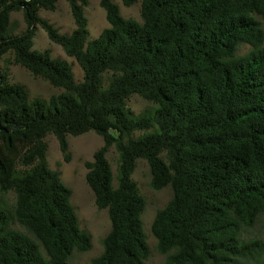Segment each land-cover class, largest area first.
<instances>
[{
	"label": "trees",
	"instance_id": "16d2710c",
	"mask_svg": "<svg viewBox=\"0 0 264 264\" xmlns=\"http://www.w3.org/2000/svg\"><path fill=\"white\" fill-rule=\"evenodd\" d=\"M65 1L69 34L39 16L57 0H0V60L9 54L6 65L62 89L30 99L0 67V264H72L90 248L44 142L52 134L68 162L67 137L89 131L103 145L84 163L85 181L110 221L92 264H146L138 159L153 190L173 193L151 226L163 264H264V243L243 238L264 220V0H141V22L100 0L109 27L91 40L87 0ZM37 27L74 59L82 81L65 60L32 49ZM241 44L250 50L239 56ZM132 95L151 107L133 115Z\"/></svg>",
	"mask_w": 264,
	"mask_h": 264
},
{
	"label": "rangeland",
	"instance_id": "374dc122",
	"mask_svg": "<svg viewBox=\"0 0 264 264\" xmlns=\"http://www.w3.org/2000/svg\"><path fill=\"white\" fill-rule=\"evenodd\" d=\"M119 7L120 14L125 19H133L141 22L140 1L137 0L131 6H124L121 0H112ZM100 0H87V6L84 8V14L87 19V28L89 40L96 38L102 30L109 27L105 18V12L100 7ZM39 16L53 24L60 33L69 34L74 29V22L70 13L69 6L65 0H57L54 11L41 10ZM11 20L17 26L16 32L25 28L22 14L13 13ZM264 29V24L262 25ZM33 50H48L52 58L65 60L70 64L72 74L76 82L82 81V71L74 59L65 55L63 50L52 43L46 33L37 27L33 38ZM250 47L241 44L238 47L237 55H245ZM12 60L11 55H5L0 60V67L7 75L9 83H17L25 87L30 99L40 98L48 99L52 95L62 92V89L55 88L47 81L34 77L28 70L20 65L10 62L6 65L5 60ZM127 107L133 115H139L151 107V104L137 95H132L127 100ZM140 133H136L135 137ZM69 161L65 162L59 149L57 140L52 134L44 137L47 149L45 159L51 170L60 174V179L71 191L70 203L75 210L78 224L81 230H84L90 237V248L83 252H74L70 258L72 264H92L93 259L100 256L103 251V239L110 230V221L106 210L98 209L94 202V196L85 181L86 169L84 163L92 161L93 154L102 145V138L96 133L89 131L79 136H68ZM106 158L111 165L114 177L117 169V153L114 147H110ZM132 180L137 184L140 194L145 199V209L142 213L143 230L146 236V242L149 247V256L146 264H163L166 255L157 251L156 239L151 232V226L155 214L158 210L164 208L171 200L173 193L169 186L160 190H153L150 186L151 175L148 164L143 159L136 161L135 169L132 173ZM10 201L12 196L9 195ZM15 228H18L14 225ZM245 240L259 239L264 243V220H261L254 229L243 237Z\"/></svg>",
	"mask_w": 264,
	"mask_h": 264
}]
</instances>
